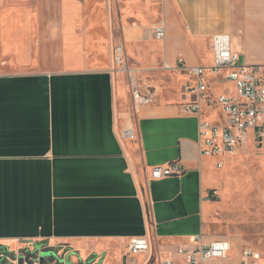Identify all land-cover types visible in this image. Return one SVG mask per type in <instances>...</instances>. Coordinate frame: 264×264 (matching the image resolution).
I'll return each instance as SVG.
<instances>
[{
  "label": "crops",
  "instance_id": "obj_1",
  "mask_svg": "<svg viewBox=\"0 0 264 264\" xmlns=\"http://www.w3.org/2000/svg\"><path fill=\"white\" fill-rule=\"evenodd\" d=\"M215 35L241 64L264 66V0H0V247L43 243L70 264H161L192 236L221 239L205 223L220 169L199 155L196 119L180 109L189 78L174 70L211 64ZM114 46L151 105L133 107ZM207 81L214 95L234 93L214 90L222 77ZM173 161L182 175L150 178ZM140 237L151 253L128 254Z\"/></svg>",
  "mask_w": 264,
  "mask_h": 264
},
{
  "label": "built area",
  "instance_id": "obj_2",
  "mask_svg": "<svg viewBox=\"0 0 264 264\" xmlns=\"http://www.w3.org/2000/svg\"><path fill=\"white\" fill-rule=\"evenodd\" d=\"M157 40L165 37V25L159 24L153 31ZM212 61L208 66H186L177 61L174 70L188 76L189 80L181 87L180 105L184 116H192L197 122L196 144L199 155L205 159L216 160L221 169L223 158L234 155L242 146H261L264 140V66L244 65L239 55L232 52L226 35H215L211 39ZM115 71L124 74L128 80L134 108L151 105L153 91L142 92L136 82V72L130 69L124 58L121 46L113 48ZM164 70H173L163 66ZM222 77L233 86V95H214L207 79ZM206 111L217 113L218 122L211 121ZM126 139H134L132 129L123 131ZM183 167L178 161L155 166L150 171L152 180L180 176ZM215 195V193H214ZM128 254L151 253L147 238H132L127 246ZM177 259H166L161 264H264V257L255 249L245 248L238 261L231 258V244L224 239L205 241L203 234L191 237L188 246L175 249ZM150 256L147 264H150ZM160 263V261H159Z\"/></svg>",
  "mask_w": 264,
  "mask_h": 264
},
{
  "label": "rangeland",
  "instance_id": "obj_3",
  "mask_svg": "<svg viewBox=\"0 0 264 264\" xmlns=\"http://www.w3.org/2000/svg\"><path fill=\"white\" fill-rule=\"evenodd\" d=\"M140 75L138 73L137 80ZM213 88L216 92L233 93L230 82L222 85L215 82ZM222 160L217 179L218 193L211 199L212 207L206 216L207 232L224 240L236 238L232 245V259H236L240 246L252 247L264 256V140L261 146L244 145L234 155ZM240 238L244 242L242 245ZM36 245L43 251H54L63 261L69 259V256L63 258L62 253L49 249L43 243L23 244L14 255L33 251Z\"/></svg>",
  "mask_w": 264,
  "mask_h": 264
},
{
  "label": "water",
  "instance_id": "obj_4",
  "mask_svg": "<svg viewBox=\"0 0 264 264\" xmlns=\"http://www.w3.org/2000/svg\"><path fill=\"white\" fill-rule=\"evenodd\" d=\"M11 260L15 264H70L68 261H63L52 250H41V246L39 245L34 246L33 251H26L24 255H14ZM0 264H4V260H1ZM85 264H91V262L88 261Z\"/></svg>",
  "mask_w": 264,
  "mask_h": 264
},
{
  "label": "trees",
  "instance_id": "obj_5",
  "mask_svg": "<svg viewBox=\"0 0 264 264\" xmlns=\"http://www.w3.org/2000/svg\"><path fill=\"white\" fill-rule=\"evenodd\" d=\"M0 255L3 256L2 258H0V261L5 260V257L10 258V259H12L14 257L13 253L7 252V249L2 248V247H0Z\"/></svg>",
  "mask_w": 264,
  "mask_h": 264
}]
</instances>
